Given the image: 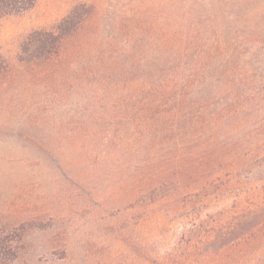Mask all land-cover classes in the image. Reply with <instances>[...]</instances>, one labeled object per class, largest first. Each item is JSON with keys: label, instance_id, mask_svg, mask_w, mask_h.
<instances>
[{"label": "trees", "instance_id": "16d2710c", "mask_svg": "<svg viewBox=\"0 0 264 264\" xmlns=\"http://www.w3.org/2000/svg\"><path fill=\"white\" fill-rule=\"evenodd\" d=\"M37 2L0 0V21ZM196 5L193 0L181 16L175 6L161 22L136 20L148 30L131 32L126 58L132 63L120 64L114 49L101 48L79 62L92 37L69 51L67 43L95 15L86 4L52 30L31 35L23 53L43 67L39 81L57 88L56 103L72 110L74 118L63 124L76 127L78 145L93 147L92 157L103 146V158L134 152L136 163L124 162L120 170L137 182L139 202L167 209L161 224L174 225L189 213L186 264H237L264 254V72L250 69L234 48L227 8L203 16L193 13ZM70 59L74 85L66 96L56 82L66 78ZM6 70L0 67V74ZM78 88L87 93L80 97ZM197 248L204 256L192 260ZM11 253L13 259V246L0 238V264Z\"/></svg>", "mask_w": 264, "mask_h": 264}, {"label": "rangeland", "instance_id": "374dc122", "mask_svg": "<svg viewBox=\"0 0 264 264\" xmlns=\"http://www.w3.org/2000/svg\"><path fill=\"white\" fill-rule=\"evenodd\" d=\"M192 1L38 0L32 10L0 21V67H7L0 74V238L16 253L1 263L186 264L189 213L174 225L161 224L167 209L139 202L133 188L137 182L120 170L124 162L136 163L134 152L103 158V146L92 157L93 147L78 145L71 133L76 127L63 124L74 118L72 110L56 103L57 88L47 79L39 81L43 67L29 62L32 53H23V47L35 32L52 30L76 6L86 4L95 15L67 43L69 51L92 37L82 44L79 62L101 48L114 49L120 64L132 63L134 58H126L127 41L132 43L133 30L143 31L137 27H146L135 21H164L175 6L181 16ZM195 1L193 13L203 16L222 15L227 8L234 48L244 52L250 69L264 72V0ZM101 57L109 63L108 54ZM66 68V78L56 83L68 96L74 85L72 59ZM42 84L45 92L50 90L47 96ZM78 90L80 97L87 93V88ZM203 256L198 248L191 252L192 260ZM237 264H264V254Z\"/></svg>", "mask_w": 264, "mask_h": 264}]
</instances>
